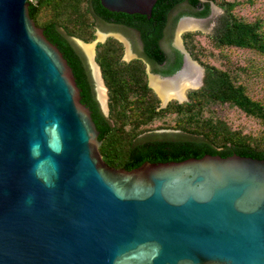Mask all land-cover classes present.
<instances>
[{
  "label": "water",
  "instance_id": "1",
  "mask_svg": "<svg viewBox=\"0 0 264 264\" xmlns=\"http://www.w3.org/2000/svg\"><path fill=\"white\" fill-rule=\"evenodd\" d=\"M157 1L101 3L151 18ZM190 12L171 13L186 64L166 79L180 77L189 61L204 76L181 44L182 21L207 19H179ZM71 39L93 76L83 44L94 45L108 90L95 60L105 39ZM99 101L109 116L108 97ZM92 113L30 0H0V264H264V158L207 153L114 167Z\"/></svg>",
  "mask_w": 264,
  "mask_h": 264
},
{
  "label": "trees",
  "instance_id": "2",
  "mask_svg": "<svg viewBox=\"0 0 264 264\" xmlns=\"http://www.w3.org/2000/svg\"><path fill=\"white\" fill-rule=\"evenodd\" d=\"M223 1L217 3L226 10L224 24L218 34L211 36L216 49L223 52L237 47L255 51L264 57V17L257 16L246 21L234 12L235 6L240 4L239 0ZM182 3H187L196 16L205 17L211 13L210 0H158L150 19L141 14L111 12L102 5L101 0H30L31 16L44 28L46 36L58 45L74 70L81 88L82 101L92 109L93 118L100 130L99 138L103 141L101 152L111 166L132 169L147 160L181 161L190 157L199 158L207 153L222 156L238 153L264 158V132L252 137L231 128L225 121L210 120L205 125L208 129L203 131L204 123L201 124L197 115L198 105L205 100L234 105L246 116L264 123V99L250 95L248 84L238 79V73L214 65L207 66L204 84L201 89L190 92V101H172L159 110V99L147 84L143 61H121L123 46L117 40L110 39L98 46V60L110 89L111 107L108 118L100 112L86 77L82 56L71 36H85L83 31L92 32V17L123 22L142 32L146 53L161 61L164 54L159 38L164 34L168 17ZM192 36L193 33H187L188 47L197 58L196 46L189 41ZM178 66L179 64L176 67ZM250 66L257 70V65ZM172 112L180 113L177 123L185 129L186 134L160 137L153 133L148 138L139 137L143 131L157 129H144V124L161 113ZM126 123L130 125V129H125Z\"/></svg>",
  "mask_w": 264,
  "mask_h": 264
},
{
  "label": "rangeland",
  "instance_id": "3",
  "mask_svg": "<svg viewBox=\"0 0 264 264\" xmlns=\"http://www.w3.org/2000/svg\"><path fill=\"white\" fill-rule=\"evenodd\" d=\"M220 1L223 0H210L212 4L210 17L207 18L206 21L202 23L199 28L183 29L182 31L185 32H183L182 34H185L184 36H187V33H193V36L189 38V41L190 43H194L196 46L197 58L196 56L193 57L203 65L205 73L207 70V66L213 65L220 69H228L231 70V72H236L238 73V79L248 84L250 95L259 96L260 99H264V74H258V72L264 73V57L262 55H258L255 51L249 49L244 50L236 47L228 48L223 52H220V50H217L215 47V43L211 36L218 34V32L221 30L226 15L225 8L219 3H217ZM230 1L233 2L234 0ZM239 2L240 4L238 6H235L234 12L242 19L248 21L252 20L257 16L264 17V0H239ZM91 29L92 32L91 30L90 33L89 31H83L82 33H84L83 35L85 36L78 35L77 37L87 42H93V40H97L98 38H100L99 35L102 32L116 33L117 35L120 33V31L101 29L95 21V18L93 17ZM120 37L122 38V36ZM250 65H257V70L252 69ZM199 69L198 72H200V75L199 78L194 79V81L196 82L195 84L193 83L194 88L200 85V79L203 77L201 73L202 69ZM200 87L195 90H199L202 88ZM133 97L134 95L131 98ZM166 106H164L163 103L159 101V103L157 104V109L160 110L161 108H165ZM130 111L131 110H129V113ZM198 112L199 114L197 115V117L200 118V122L202 125L204 123L203 131H206L208 129L205 125H208L207 122H209L210 120L213 122L225 121L229 124L231 128L238 130L241 133L250 134L252 137L261 135L264 132V123H260L259 119L254 118L252 116H246L244 112L241 111L239 108L228 103H220L211 100H205L202 101L201 105H198ZM179 115L180 113L176 112L168 114L161 113L157 115L152 121L148 122L146 125H143L144 129L145 127L157 129L152 131H143L140 134L141 137H139L148 138L149 136H152V132H155L154 134H158L160 137H170L175 136L176 134L185 133V129L181 128L180 125L177 123V119L181 117ZM191 127L193 128V125H191ZM130 128V125H127L126 123L125 129ZM158 130L166 131L158 132ZM143 134H146V136H142Z\"/></svg>",
  "mask_w": 264,
  "mask_h": 264
},
{
  "label": "flooded vegetation",
  "instance_id": "4",
  "mask_svg": "<svg viewBox=\"0 0 264 264\" xmlns=\"http://www.w3.org/2000/svg\"><path fill=\"white\" fill-rule=\"evenodd\" d=\"M188 7H189V5L187 3H182L180 6H177L176 9L173 10V12L174 13L177 12V14H180L181 12L184 13V12H186L188 10ZM117 13H120V12H117ZM186 15L196 16L192 12H190V13H187V14L186 13L183 14L182 16H180L179 19H181V17L186 16ZM210 15L209 16H205V17H201V18H209ZM97 17H98V19L102 22V24L105 27L118 29V31H120V33L117 35L116 33L106 32L107 37H106V35L104 33H101V34L104 35V39H105V37H106V39L103 42H99L98 45L96 46L95 60L100 64V62L98 60V58H99V48H98L99 44L106 43L110 39L117 40L123 46V52H122V55H121V61H125L127 63H130V62H132V61H134L136 59L142 60L143 63L145 64L144 69H145V72H146V75H147V84L156 93V96L159 99V101L161 103H163L162 98L160 97L159 93L156 91V89L151 84V74L156 76V77H158L160 80H163V79H166L165 77H168V76H171V75H174L175 73H177L186 64V62H185L186 61L185 53L183 52V50L179 46L180 39H177V42L179 44H177V42H176V31H175V26H176V21H177L176 17H174L172 15H170L168 17V21H167V24H166V27H165L164 34H163V36L161 38H159V45H160V48H162V51H163V54H164V57H163V59L161 61L160 60H156L155 58L149 56L146 53L145 38L143 37L142 32L137 27L130 26V25H128L126 23H123V22L109 21V20L103 19L102 17H99V16H97ZM197 17H199V16H197ZM177 26H178V24H177ZM174 31H175V33H174ZM184 35L185 34L181 35V38H182L181 44L184 45V47L187 49V51L193 57V54L191 53L190 48L188 47L189 46V42H188L187 36H184ZM120 36H122V38ZM126 41H128L130 43V50L128 52H127ZM74 45H75V47L77 48V50L79 51V53L82 56V61H83V65L85 67L86 77L89 80L93 96L95 97V99H96V101L98 103L100 112L106 118H108L109 116H106L105 113L103 112V109L101 107V104H100V101H99V98H98V92H97V88H96V81H95V78L93 76L92 69H91L90 65L88 64V61H87V59L85 57V54L82 51V49L80 47H78L75 43H74ZM127 53H128L129 56H127ZM178 64H179V66L176 67ZM147 65L149 67V71L150 72H148V70L146 69ZM100 66H101V64H100ZM101 73L103 75L105 85L108 87V85L106 83V79H105V76H104V72H103L102 66H101ZM204 76H205V72H204ZM204 76L202 77V81L204 80ZM191 82L196 83L194 81V79ZM192 90H195V89H192ZM192 90H188V92H187V100L186 101H190L191 100L190 92ZM107 97H108L109 112H111V107H110V89H109V87H108V90H107ZM172 101L179 102L178 99H171L170 102H172ZM179 103H181V102H179ZM153 133H155V132H152L151 134H153ZM142 136H146V134H143Z\"/></svg>",
  "mask_w": 264,
  "mask_h": 264
},
{
  "label": "bare ground",
  "instance_id": "5",
  "mask_svg": "<svg viewBox=\"0 0 264 264\" xmlns=\"http://www.w3.org/2000/svg\"><path fill=\"white\" fill-rule=\"evenodd\" d=\"M200 25H201L200 23L189 19V20L182 21L180 29L182 30L183 29H196V28H199ZM99 36H100V39L102 40L104 39L103 34L100 33ZM83 47H84V51L86 52L87 56L90 58L92 65H93L94 76H95L96 85H97L98 98L103 103H105V100L107 99V95H106L107 89L104 86L103 81L101 79L98 66H96V64L93 62L94 45L91 43H88V44H83ZM198 69L199 67L196 62L189 61L186 65V69L183 71L180 77H177L174 79L171 78V79L160 80L158 77L152 75L151 84L156 89V91L159 93L162 100L164 101L171 100V99L182 100L183 98H185V91L187 90V88L191 86L194 87L193 86L194 82H191V81L195 78H199L200 72H198ZM201 73H202V70H201ZM199 84H201V79H200Z\"/></svg>",
  "mask_w": 264,
  "mask_h": 264
}]
</instances>
